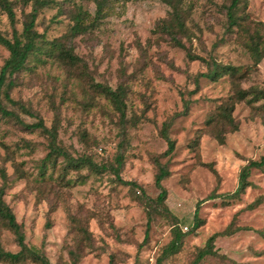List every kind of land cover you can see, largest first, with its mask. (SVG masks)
<instances>
[{"label":"rangeland","instance_id":"374dc122","mask_svg":"<svg viewBox=\"0 0 264 264\" xmlns=\"http://www.w3.org/2000/svg\"><path fill=\"white\" fill-rule=\"evenodd\" d=\"M8 1L15 17L0 3V32L12 38L22 32L35 0ZM230 3L181 0L186 28L175 31L164 25L172 10L167 0H117L98 26L77 35L71 33L74 15L80 9L95 15L96 0H53L39 9L38 32L70 47L80 63L31 56L27 69L13 76L9 93L32 115L4 93L3 104L26 124L42 119L48 128L56 126L65 152L98 166H69L58 154L44 169L49 134L0 112V168L7 176L0 171V189L26 242L52 263L73 264L76 258L77 264H157L180 230L179 251L162 264H192L215 233H221L214 241L218 254L196 264H264V237L258 232L264 229V169L252 168L244 191L227 196L249 161L264 156V99L254 107L237 101L238 129L228 131L232 127L226 125L220 132L208 120L233 94L231 79L202 76L207 61L188 55L189 50L239 66L234 78L242 87H264V59L255 64L246 47L250 35H264V0H242L241 26L229 22ZM9 54L0 43V72ZM94 83L126 87L124 117ZM165 130L175 140L171 154L164 153ZM162 166L169 172L163 180L165 205L148 206L146 197L159 193L155 179ZM117 167L122 180L139 187L119 180ZM0 243L6 250L20 249L1 222Z\"/></svg>","mask_w":264,"mask_h":264},{"label":"trees","instance_id":"16d2710c","mask_svg":"<svg viewBox=\"0 0 264 264\" xmlns=\"http://www.w3.org/2000/svg\"><path fill=\"white\" fill-rule=\"evenodd\" d=\"M52 1L53 0H35V6L33 10L29 13V18H27V20L25 21L21 33L15 32L12 38H9L0 32V43L6 46L10 52L9 57L6 59L0 72V112L4 116L15 118L18 122L24 124V126L28 129L40 128L42 131L49 134V137L51 138L50 150L47 156L45 157V164L43 166L44 169L46 168V162L51 161V159L53 157H57L58 154H63L65 155V157H67L69 166L81 167L82 165H84L85 162H88L92 164V166H94L95 168H98V166L95 165L92 160L88 157H81L75 159L72 158L67 152H65L57 142L58 130L56 126L48 128L42 119L32 124H26L20 118L19 115H17L14 111L8 110L3 104L2 94L4 93V96L7 99L14 102L15 104H18L24 112L32 115V112L26 107V105L13 100L9 93V89L14 85L13 76L16 73H20L24 69H27V63L30 61L31 56L45 54L46 57L58 58L59 61L69 65H73L75 67H77L80 63V57L74 54L73 51L69 49L70 47L67 48L66 45L60 42L59 40H52L51 42H48L44 34L38 32V30L36 29V21L39 9L43 6L50 5V2ZM116 1L117 0H96V11L95 15L93 16L90 13L83 11V9H80L74 15L75 22L71 26V33L73 35H77L80 33L87 32L95 25L98 26L99 23L103 20V18L109 15V13H111V11L114 9ZM167 1L171 5L172 10L170 12L171 17L164 22L165 27L175 31L185 30L186 24L184 21L183 14L184 8L181 7V0ZM241 2L242 0H231V3L227 8L229 22L231 25L241 26L240 20L238 19L237 15L239 4ZM0 3L5 7L11 20H14L15 13L13 3L8 0H0ZM177 42H179V40H177ZM48 43L50 44L49 47H47ZM246 47L250 51L251 56L255 61V64H258L262 59H264V35H250ZM188 55L191 59H203L204 61H207L209 70L205 73H202V76L207 77L212 81L219 80L229 75L233 86V94L229 99L224 100L223 102L217 105L216 112L211 115L210 119L208 120V123L212 125H219L221 127L220 132L225 128L226 125L232 127V129L228 131L237 130L238 125L235 123L233 117V111L235 109L236 102L245 100L249 105L254 107L257 102L264 99V87H242V84L234 78V76L238 75V72L240 70L239 66L230 63L224 64L221 62H217L216 60H206L205 58L192 54V52L189 50ZM196 82L199 83L198 77L196 78ZM94 87L101 95L106 97L111 102L115 109L121 112V115L123 117L125 116L126 103L124 101V96L126 95V87L124 85H119L117 88L114 89L110 85H106L103 83H94ZM165 132V136L168 141V148L164 153L171 154L175 149V140H173L167 134V130H165ZM217 137H219V140L221 142L224 141L223 133L217 134ZM121 161L122 158L119 157L118 164H120ZM252 168L264 169V156H262L260 160L249 161V163L243 168L241 172L237 189L234 192L228 193L227 196L233 197L239 195L242 191H244V189L248 186V177L250 176ZM0 171L3 177L6 178L7 176L4 170L0 168ZM116 174L119 180H121L123 183L131 184V186H133L134 188L139 187V184L135 181L122 180L118 173V167L116 168ZM168 174L169 172L164 166L159 168V172L157 173L155 179L156 186L159 188V193L155 199L146 197V199L144 200V204L151 206V202H154L155 204H157V206L165 205L168 191L163 185V180L168 176ZM3 195L4 190L0 189V222L3 223L8 229L14 232L20 249L16 252L6 250L0 243V262L6 264H27V262L30 260L31 262L39 264H56L52 263L48 259V257L43 252H41V250L38 249L36 246H30L26 242V236L22 229V224L18 222L14 211L6 202ZM218 196L219 195H212L210 198ZM198 207L199 205L197 206L195 212V219L197 220L194 224L195 227H197L199 224V217L197 216L199 209ZM149 217H151V215ZM258 232L264 237V229L258 230ZM220 234L221 233H215L209 237L206 245L199 250L197 258L192 264H196L198 261L202 260L206 255L218 254V252L214 249V241L216 237ZM147 236L148 230L146 232V237ZM182 238L183 233L180 230L175 231L173 239L171 240L169 246L163 251V255L158 258L157 264H162L166 256L179 251ZM77 261L78 259L75 258L73 260V264H77Z\"/></svg>","mask_w":264,"mask_h":264},{"label":"built area","instance_id":"2783aa9c","mask_svg":"<svg viewBox=\"0 0 264 264\" xmlns=\"http://www.w3.org/2000/svg\"><path fill=\"white\" fill-rule=\"evenodd\" d=\"M187 228V227H186Z\"/></svg>","mask_w":264,"mask_h":264}]
</instances>
